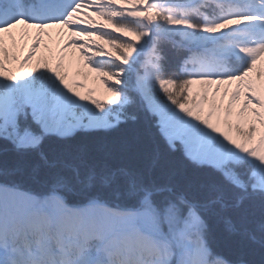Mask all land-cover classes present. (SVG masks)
Wrapping results in <instances>:
<instances>
[{"label": "snow or ice", "instance_id": "snow-or-ice-1", "mask_svg": "<svg viewBox=\"0 0 264 264\" xmlns=\"http://www.w3.org/2000/svg\"><path fill=\"white\" fill-rule=\"evenodd\" d=\"M0 264H264V0H0Z\"/></svg>", "mask_w": 264, "mask_h": 264}]
</instances>
